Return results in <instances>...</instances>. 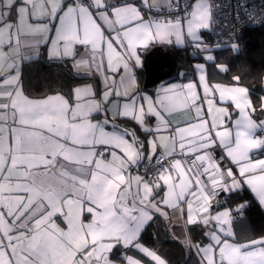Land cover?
<instances>
[{
	"label": "crops",
	"instance_id": "1",
	"mask_svg": "<svg viewBox=\"0 0 264 264\" xmlns=\"http://www.w3.org/2000/svg\"><path fill=\"white\" fill-rule=\"evenodd\" d=\"M174 1L94 0L90 8L0 0V264H166L139 241L155 215L187 245L190 226L207 228V241L195 245L203 264H264V236L236 240L235 212L246 204L215 209L221 193L243 188L264 209V93L255 98L237 78H210L207 62L219 48L206 43L210 0H191L184 22L149 19L138 6ZM188 43L204 57L193 63L196 77L145 87L146 54ZM39 58L67 59L91 78L71 98L29 96L23 67ZM214 139L226 160L205 178L183 157ZM160 152L179 157L153 185L135 168ZM115 246L134 252L113 260Z\"/></svg>",
	"mask_w": 264,
	"mask_h": 264
},
{
	"label": "trees",
	"instance_id": "2",
	"mask_svg": "<svg viewBox=\"0 0 264 264\" xmlns=\"http://www.w3.org/2000/svg\"><path fill=\"white\" fill-rule=\"evenodd\" d=\"M207 36V35H206ZM211 44L208 37L207 42ZM237 46H221L213 50L214 60L207 62L211 79L237 81L251 89L255 98L264 93L262 78L264 76V25L243 31L236 41ZM177 71L172 78H195L193 63L203 61L199 50L175 49ZM227 65L225 73L217 70V64ZM90 76L78 75L67 59L46 60L39 58L26 63L22 71V85L25 93L32 97L43 96L53 92H62L69 98L75 84L90 79ZM128 123L129 121H123ZM246 204L241 211L235 212L236 222H242L237 241H247L264 236V209L247 188L234 191L218 198L215 209L229 207L235 209ZM206 227L195 224L188 228V237L193 242L189 245L175 238L167 222L160 216L154 219L140 234L139 241L153 248L166 260V264H203L195 245L207 241ZM134 252L131 247L115 246L110 254L113 260L124 261V255Z\"/></svg>",
	"mask_w": 264,
	"mask_h": 264
},
{
	"label": "built area",
	"instance_id": "3",
	"mask_svg": "<svg viewBox=\"0 0 264 264\" xmlns=\"http://www.w3.org/2000/svg\"><path fill=\"white\" fill-rule=\"evenodd\" d=\"M73 5L94 7V0H68ZM108 7L131 0H105ZM212 45L229 46L236 43L240 34L251 28L264 25V0H210ZM138 6L145 12V16L153 20L184 22L191 13L193 4L191 0H176L169 6L153 9L145 3ZM186 48L199 50L196 45L188 43ZM259 135L264 139V127H260ZM172 134V133H171ZM264 152V145L261 149ZM178 153L167 155L165 153L146 154L135 171L142 174L149 183L159 185L167 173L169 163ZM187 164L199 169L203 177H211L220 166L225 164V153L220 143L214 139L213 146L201 153L184 156ZM264 246V243H263Z\"/></svg>",
	"mask_w": 264,
	"mask_h": 264
},
{
	"label": "water",
	"instance_id": "4",
	"mask_svg": "<svg viewBox=\"0 0 264 264\" xmlns=\"http://www.w3.org/2000/svg\"><path fill=\"white\" fill-rule=\"evenodd\" d=\"M145 87H153L159 82L175 75L177 55L173 49L162 46L153 47L145 56ZM224 193L220 194L222 197Z\"/></svg>",
	"mask_w": 264,
	"mask_h": 264
},
{
	"label": "rangeland",
	"instance_id": "5",
	"mask_svg": "<svg viewBox=\"0 0 264 264\" xmlns=\"http://www.w3.org/2000/svg\"><path fill=\"white\" fill-rule=\"evenodd\" d=\"M233 46H237L236 45V43H234V44H232ZM213 46H218V47H220L219 45H213ZM186 245L188 244V243H185Z\"/></svg>",
	"mask_w": 264,
	"mask_h": 264
}]
</instances>
